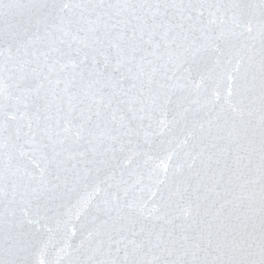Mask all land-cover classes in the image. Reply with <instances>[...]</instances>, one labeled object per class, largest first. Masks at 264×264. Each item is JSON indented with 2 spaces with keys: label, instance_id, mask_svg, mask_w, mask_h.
Returning a JSON list of instances; mask_svg holds the SVG:
<instances>
[{
  "label": "snow or ice",
  "instance_id": "snow-or-ice-1",
  "mask_svg": "<svg viewBox=\"0 0 264 264\" xmlns=\"http://www.w3.org/2000/svg\"><path fill=\"white\" fill-rule=\"evenodd\" d=\"M0 264H264V0H0Z\"/></svg>",
  "mask_w": 264,
  "mask_h": 264
}]
</instances>
